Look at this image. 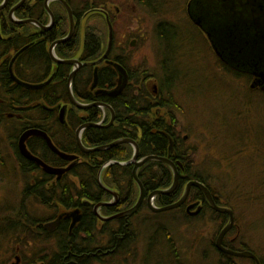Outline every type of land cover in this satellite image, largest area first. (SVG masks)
<instances>
[{
	"label": "trees",
	"instance_id": "obj_1",
	"mask_svg": "<svg viewBox=\"0 0 264 264\" xmlns=\"http://www.w3.org/2000/svg\"><path fill=\"white\" fill-rule=\"evenodd\" d=\"M2 1L3 0H0V4ZM65 1L71 7L77 21L82 18L94 19V15H97V18L101 20H105L101 14L98 15L92 12L93 9L100 8L105 2L100 0ZM198 1L199 5L197 9L207 5L208 10H206L211 15L216 13L223 15V13L227 11L226 9L231 7L229 3L231 1L229 0H225L224 3L219 0ZM18 2L19 0H8L7 7L3 11H0V97L8 111L20 114V117L13 116L12 120H7L8 122H6V125H18L20 127V132L28 128H40L49 133L54 146L59 151L67 154H80L81 159L79 164L70 171L68 176L63 177L62 180L58 182L52 183L54 177L43 174L33 163H30L19 155L16 148L18 134L15 135L12 144L14 146L13 149L19 171L24 176L28 178L30 176L31 178L30 181L25 182L22 188L23 199L18 209L15 212L11 211L6 217H4L5 215L0 217V237L1 239L2 237L10 238L14 241L16 246L20 247L21 264H37L40 262L44 264H73L71 262L74 260L73 257L77 249L89 245L87 239L82 240L80 243H77L79 241L74 239L77 227L72 231L70 236L67 234V228L65 227L59 239L57 241L53 240L54 244H50L48 247V253L51 259L42 258L41 249L35 250V255L32 258L25 255L24 248L27 247L29 242H34L35 245L39 247L43 246L40 237L44 234L42 224L45 220L44 217L38 219L37 217L26 216V210L24 209L26 204H23L24 200L27 198L31 199L34 202L33 205L44 207L46 203L51 202L47 200V198L55 201L57 200L56 197L59 196L65 207H74L82 206V201L84 199L90 201L91 204L98 202L108 196L106 191H128V206L131 207L134 204L137 194L136 192L134 195L132 191H138V187L132 179V165H125V163L131 160L134 151L130 145L121 144L105 151L88 154L80 153L74 134L75 129L89 118H87L86 115H82L83 113H81V116L80 112L70 107L67 111V121H65L64 125L60 124L58 120L60 108L69 103L66 91V78L71 68L68 65L55 64L49 55L50 45L66 36L68 18L66 19L61 5L59 7V4L54 2L49 6V9L54 15L55 23L49 31H42L32 24H16L9 20L8 12ZM146 5L149 4L147 3ZM223 5L224 7H222ZM14 16L17 20H35L44 26L50 21L45 11L44 4L40 0H28L15 12ZM187 23L192 28L191 24L189 22ZM155 29V46L158 48L159 58L162 59V62L165 64V66H161L160 68L161 73L159 77L161 76L163 79L160 97L151 98L144 84H140L132 78L134 81L127 86L120 97L108 100V104L112 107L115 114L113 125L108 128H88L82 135V144L86 148H94L108 145L119 139L127 138L137 143L139 148L138 156L140 158L148 156L165 157L170 146L168 140L172 139L174 144L173 149L178 152V155L182 156L183 159L189 163L194 162L193 157L196 153V148L189 145V135L187 134L188 140L186 141L180 136V133H176L177 128H180L176 113L183 115L185 119L190 115L189 113H187V115L185 113L186 106L183 101V96L186 92L188 93L190 91L191 87L195 88V83L189 85L184 79L181 81L177 78L179 76L178 69L180 65L176 63L174 66L171 46L177 45L179 48L183 47V41H181L179 37L182 33L190 34L193 37L194 35L197 37L199 34L195 30L197 35H193L190 30H185L181 33L180 27H171L166 23L157 25ZM83 35L82 44L78 36H75L68 42L58 44L54 50L56 57L61 60L73 59L79 53H82L83 58L86 59L99 57L104 47L101 32L94 26L87 25L85 26ZM195 37L194 45L196 42L198 43ZM201 40L207 45L202 38ZM207 47L210 49L209 46ZM24 48L25 50L16 58L13 64H10L14 55ZM124 56L123 60L126 61L120 62V64L126 68L127 65L125 64H128L131 55L125 52ZM10 66L15 78L23 83L33 85L41 84L46 82L50 77H53V80L41 90H29L12 81L10 78ZM144 72L146 73V70ZM223 72L225 75L235 76L234 78H242L247 81L244 76L245 74L241 73L239 69L236 70L223 66ZM114 78L115 75L110 73L107 75L106 83L112 86L114 84ZM91 81L90 68H83L73 78L71 85L73 92L77 94L80 85L86 90L91 84ZM203 81L209 84L208 88H210L211 91L213 90L212 92L219 91L216 83L217 81L213 80L209 75L204 77ZM100 83H102L101 80ZM78 96L81 95L77 94V97ZM89 100L90 99H85L86 102H89ZM259 101L260 107L263 106L264 99H259ZM248 107L249 104H244L243 109L246 110ZM158 110L159 112L157 114ZM91 111H96L98 113L97 109ZM236 115L238 116V114ZM2 120H4V117L1 118V121ZM225 123L226 122H224L223 125L230 126L228 125L229 123ZM223 125H218L220 132L222 127H224ZM49 130L53 131L50 132ZM55 131H63V135L59 136ZM176 134L178 136H176ZM261 142L262 147H258L257 150H260L264 155V141L261 140ZM253 145V142L250 143L248 139L244 141L233 139L230 142V146L229 143H225V147H230L233 153L238 150L242 156H246L249 153L248 150L255 149L256 146ZM27 146L32 154L51 166H62L65 163L55 154L53 155L46 143L40 138H29ZM261 152L255 154V158L259 163L262 159ZM262 171H264V169H262ZM168 172V168L162 165V163L152 161L145 163L138 171L137 176L144 191L147 193L159 188L165 189L170 187L172 180ZM191 173L193 174L191 178L186 179V181L181 182L177 186L175 190L177 192L174 198L180 195L179 191H182V186L185 183L196 181L204 185L217 197V206L230 208L234 213L232 205L229 203H222L219 200L216 190L212 186L215 184L211 181L212 178L209 180L204 177L203 170H192ZM209 177L210 176H208V178ZM214 179L216 178L212 180ZM159 181L160 184H158ZM198 193L200 194V191L195 189L191 195L195 197ZM156 204L159 205V201H156ZM145 209L147 211L146 207ZM88 210H91V208L89 207ZM4 212L5 211H2L1 213ZM207 212L219 226L213 234L214 237L212 236L210 241L211 250L219 254L220 258L218 262L220 264H236L234 261L238 258L220 253L214 248L217 234L226 225L228 217H226L223 223L222 217L219 214L211 212L210 209ZM150 215L151 216L148 217L146 221L153 223V218L156 215ZM4 220H6L8 224ZM91 222H96V218L93 215L89 217L88 223ZM234 222L235 229L237 226L236 218H234ZM95 228L94 226L93 228H88L87 236L94 232L96 230ZM31 229H33L32 236H29ZM234 229L227 233L222 245L227 249L238 252L239 250L237 249L241 246L239 247L237 244H233L232 246L227 242V237L233 234ZM170 231V227L159 228L156 224H152L149 230L144 229V233L148 236V243L146 244L148 258L149 252L151 251L153 252L152 255L154 260L156 259L155 256L157 255L159 245L157 241L160 239L161 248L166 247L169 249L168 251L172 253L173 244ZM2 245L3 242L1 240L0 255L3 251ZM250 252L255 254L252 250H250ZM258 259L260 264H264V258ZM167 261V263L162 262L161 264H176L171 260ZM249 262L254 264L252 260Z\"/></svg>",
	"mask_w": 264,
	"mask_h": 264
},
{
	"label": "rangeland",
	"instance_id": "obj_2",
	"mask_svg": "<svg viewBox=\"0 0 264 264\" xmlns=\"http://www.w3.org/2000/svg\"><path fill=\"white\" fill-rule=\"evenodd\" d=\"M188 1L103 0L106 10L109 8L113 14L116 10L119 11V16L112 18L114 23L112 22L111 27L115 41L119 43L124 40L130 44L133 40L137 41L133 46L127 47L132 54L133 63L130 65H134L140 71L148 69V74H160L154 52L155 28L159 23L180 27L181 33L190 30L193 35H197L187 23L189 22L186 10ZM147 3L149 5H146ZM62 11L67 19L68 16L63 7ZM97 17L94 15V19H83L77 31L79 37L82 38L85 26H94L101 32L104 48H106L108 44L107 22ZM68 32L69 21L67 19L66 33ZM179 37L183 41V47L171 46L174 66L176 63L180 65L177 78L181 81L184 79L189 85L195 83V88L191 87L190 91L183 96L186 106L185 113L186 115L189 113V117L185 119L183 115L176 113V118L180 123V135L183 137L188 134L189 145L196 148L193 157L195 170H203V176L209 180L216 178L211 181L215 183L212 186L219 200L232 205L237 225L232 236L238 232V241L254 251L258 258L263 259L264 171L262 169H264V155L257 148H261V140L264 141V104L260 107L259 101L264 98L250 91L245 79L225 75L223 67L217 61L211 48L209 49L203 43L199 35L197 37L194 35L198 40L195 45L192 35L182 33ZM208 75L217 81L219 91L212 92L213 90L208 88L209 84L203 81ZM2 101L0 97V217L3 215L6 217L11 211L15 212L18 209L23 199L22 188L26 181H30V177L24 176L19 171L12 146V138L16 134L17 125H6V122L13 119V114L8 111ZM244 104H249L248 109H243ZM2 117L4 120L1 121ZM224 122L229 123L230 126L223 125ZM218 125L224 126L221 132ZM233 139L238 141L248 139L256 148L248 150L249 153L246 156H242L238 150L233 153L230 147H225V143H229L230 146ZM257 152H261L260 163L255 158ZM33 203L31 199L24 200L26 216L38 219L49 216V213L43 209L44 207L35 206ZM2 211L5 212L1 213ZM148 217L150 216L146 214L143 229L149 230L152 224L155 225L157 222L169 225L173 251L170 253L168 248H161L160 239L157 241L159 245L156 259L154 260L151 251L148 258L146 252L148 236L142 233V242L135 250V259L130 260L132 264H161L162 262L167 263V260L176 264H220L219 254L210 247L212 236L219 226L209 214L188 222L184 219L182 222V219H178L175 215V221L172 223L170 221L173 219L170 215H157L153 218V223L146 221ZM1 240L3 251L0 255V264H12L14 253H20V247L16 246L10 238L2 237L1 239L0 237ZM35 247L41 249L39 246ZM121 260L122 258L118 259L114 264H120ZM234 263L251 264L247 259H236Z\"/></svg>",
	"mask_w": 264,
	"mask_h": 264
},
{
	"label": "flooded vegetation",
	"instance_id": "obj_3",
	"mask_svg": "<svg viewBox=\"0 0 264 264\" xmlns=\"http://www.w3.org/2000/svg\"><path fill=\"white\" fill-rule=\"evenodd\" d=\"M20 1L21 0H19V2ZM27 1L28 0H25L24 3H26ZM40 1H42L44 4L43 0H40ZM100 1L103 2V0H100ZM54 2H56V1H51L49 6ZM24 3L19 8H21L24 5ZM188 5H190V6L188 7ZM198 5H199L198 0H189L188 1V4L186 6L188 21L191 24L193 30H195L201 36V38L204 40V42L207 44V46H209L211 48L212 52L214 53V51L210 45V42L206 36V32H207L206 26L208 25V17L205 14V12H206V9L208 10L207 5H205L203 7V10H202V12H203V14L201 15L203 18V20H201L202 21L201 22L202 27H198L197 25H195L193 23L194 20H198V17L196 16ZM70 9H71V7H70ZM71 11H72V9H71ZM92 12L101 14L103 16V18L105 19L104 22L105 23L107 22V27H108V22L110 23L111 26H112V22L114 23V20L112 19L113 17L115 18V17L119 16L118 10H116L115 11L116 13L113 14V12L109 8L106 10V7L104 5H101L100 8H98V9H93ZM72 14H73V11H72ZM14 15H15V13H14ZM83 19H85V18H82V19L77 21L75 18V15L73 14V20L75 23V31H74V34L72 35V37L69 40H67L66 42L72 40V38H74L75 36H78V38L82 44L84 35L82 36V38H80L77 30H78L80 22ZM68 21H69V19H68ZM160 24L161 23H159V25ZM69 29H70V26H69ZM112 34H113L112 45H111V48H110V50L107 53L105 58H104V56L106 54L107 47L106 48L103 47L102 54L99 57H96L94 59L83 58L82 53H79L73 59H65V60H76L82 64H85L77 70L76 74L79 73L83 68H90V73H91V78H92L91 84L87 87L86 90L83 88V86L80 85V87L77 90V94H80L81 96H78V97H77V94H75L72 90L74 97L77 98V101L82 103V104H93V103L103 104V105L109 106L112 110V107L108 104V100L120 97L123 94V92L125 91V89L127 88L126 87L123 90V92L116 97L109 96L113 92V90L117 87L119 72L114 67V64H118L123 69H125V71L128 75L127 86L135 80L140 84H144V87L147 90V93L151 98H159L160 94H161V86H162L161 84L163 81L161 76L159 77L160 74H157V73L156 74H148L147 73L148 69L142 68L143 70L140 71L137 68H135L134 65H130V63H133V60H132L131 51H129L127 47L133 46V44L136 43L137 41L133 40L132 43L130 44V43L125 42L123 40V41H120L118 43L117 41H115L116 39H114L113 29H112ZM67 35L68 34H66V36L64 38H66ZM64 38H62V39H64ZM108 39H109V33H108ZM139 39L141 40L142 36ZM107 46H108V44H107ZM125 52H126V54L130 53V55H131L130 61L128 62V64H125V65H127L126 68L122 64H120V62L126 61V60H123L125 57L124 56ZM154 52H155V57H156V64H157V67L159 68V71H160L161 66H165V64L162 62V59L159 58L158 48H156V46H155ZM54 54H55V51H54ZM214 55H215V53H214ZM215 57L222 67L226 66V67H230V68H234V69H239V71L241 73L245 74L244 76L248 81V89L250 91H252L255 95L262 96L260 98H264V83L262 82V79L260 78L259 73L254 71L252 66H250V67L245 66V64H243L242 61H240L239 59H233V61H232L230 59H226L225 57H224V59H220L216 55H215ZM172 59L174 61L173 55H172ZM249 60H250L251 65L254 63H257V62H259V63L263 62L261 64V66H264V55L263 56L254 55V56H251L249 58ZM68 66L71 68V71L69 72V75H70V73L73 70V66H70V65H68ZM145 70H146V73L144 72ZM110 73H113L115 75L114 84L112 86L106 83L107 82V75H109ZM100 74H102V75H100ZM69 75H68V77H69ZM75 75H74V77H75ZM68 77L66 78V83H67ZM95 78H96V85L93 88ZM132 78L134 80H132ZM100 80L102 81V83H100ZM72 81H73V79H72ZM150 85H151V87H150ZM85 99H90V100H89V102H86ZM65 106L67 107V110L65 113V121H67V117H68L67 111L70 107L73 108L74 110L80 112V115H81V113H83L82 115H86L87 118H89L88 120L83 121L82 124H80L75 129V133H74L75 137H76V131L78 130V128H80L83 125L89 124V123L98 124L102 128H108L111 125H113V124H111L108 127H104L110 123L111 113L107 108H105L103 106L98 105L97 107H91V108L85 109L83 112L80 109H77L74 106H72L70 104V102ZM94 109H97L98 113L96 111H91ZM158 112H159V110L157 111V114H158ZM12 114H13V116L20 117V114H18V113L13 112ZM9 117H11V116H9ZM114 119H115V114H114ZM28 129H39V130L43 131L40 128H28ZM28 129H26V130H28ZM87 129L88 128H85L82 131L81 142H82V135H83L84 131ZM16 130L20 131V127L18 125H17ZM26 130L21 131V135ZM49 131L52 132L53 130H49ZM43 132H45V131H43ZM45 133L47 134V136L51 140L49 133H47V132H45ZM55 133L59 136L63 135V131H55ZM176 133H180L179 127L177 128ZM20 136H18V138ZM176 136H178V135L176 134ZM18 138L16 141V148H17ZM33 138H38V137H33ZM182 138L187 141L188 135L183 136ZM28 140L26 142V146L28 145ZM168 142L170 143V146H169V149H168L166 156L164 158L168 159L175 166L176 171L178 172V185H179L181 182L186 181V179L191 178L193 176V174L191 172H192V170L196 169V166H195L194 162L189 163V162L185 161L182 156L178 155V152L173 149L174 144H173L172 139H169ZM12 146H13V144H12ZM27 148H28V146H27ZM138 150H139V148H138ZM17 151H18V149H17ZM51 153L54 155L53 152H51ZM80 153H81V150H80ZM64 154H67V153H64ZM67 155L76 156L77 159L75 161H72V162L65 161V160L61 159L62 161L65 162L62 166H51L42 160L45 164L49 165L52 168H57V169L70 168V170L68 172H66L65 174H63L60 178H58V176H56V175H53V176L51 175L52 177H54V181L52 183L58 182V181L62 180L63 177L68 176L70 174V171H72V169L75 168L77 164H79L80 159H81L80 154H67ZM141 159L142 158H140L138 156V159L136 160V162H134V161H132V162L128 161L127 162V163H129L128 165H132V173H133V169L135 167V164L138 161H140ZM30 163H33V162H30ZM33 164L36 167H38L43 174L48 175L42 171L41 167H39L35 163H33ZM144 165H142L140 168H138L137 173ZM162 165H164L165 167L168 168V170H169L168 175L173 182L172 169L165 164H162ZM137 178H138V176H137ZM132 179L135 182V180L133 178V174H132ZM187 183H185L182 186V191H179L180 195L177 198H174V195L177 191H173L167 195H157L154 199V202H153L154 206L156 208H164V207L172 206V205L176 204L177 202H179L180 199L183 197L184 189H185V186ZM158 184H160V181L158 182ZM169 188L170 187L165 188V189L159 188L157 190H167ZM195 189H197V188H191L190 189L187 198L178 208L168 210L165 212H161V213H154V212L150 211L146 205V199H147L148 195L153 193V192H156L157 190L152 191V192H147V193L144 191V199H143L142 204L140 205L138 210L131 216H123V214H125L130 209H132L134 207V205L136 204V202L138 201L139 194H140L139 189H138V191H132V193L134 192L133 193L134 195L136 194V192H137V194H136V199L134 200V204L131 207L128 206V204H129L128 203V197H129L128 191L127 192L126 191H106L108 196L104 197L102 200H100L98 202H94L95 204L94 203L91 204L90 201L84 199L82 201V206H74V207H65L62 204L63 202H62L61 198H59V196L56 197L57 200H55V201L51 200L50 198H47V200H49L51 202L46 203L44 205V210L47 213H49V216L44 217L45 221L42 224V229H43L44 234L42 235V237H40L42 239V245H43V246H40L41 252H42L41 256H42V258L51 259V256L48 253V250H49L48 247L50 244H54L53 240L57 241L59 239V237L61 236V233L64 232L65 227L67 228V234L69 236L72 234V231L77 227V229H76L77 232H76V236L74 239L79 241L77 243H80L82 240L87 239V243H89V245H87L84 248L77 249V252L73 257L74 260L71 263H73V264H114L115 261H118V259L122 258L120 264H132L130 260L135 259V252H136L135 250H136L137 246L140 245L142 242V233H144L143 226L145 223L146 214L149 216H151L150 214H155L156 216L157 215L160 216L161 214L170 215L173 219L172 221H170L172 223L173 221H175L174 220L175 215H177L178 219L179 218L182 219V222L184 220L188 222L191 219H199V218L206 216L208 214L207 211L209 209L211 212H214L211 209V207L209 206V204H208L204 194L201 192V190L198 189L200 191V194L198 193L197 196L193 197L191 195L193 193V191H195ZM211 195H212V198H213L215 204L217 205V197L213 193H211ZM156 201H159V205L156 204ZM89 207L91 208V210H88ZM145 207L147 208V211H146ZM197 210H199V212L196 213ZM75 211H78L80 218H79V221L74 226H72L73 219L71 217V214ZM92 215L96 218V222L95 223H92V222L88 223L89 217H91ZM120 215H122V216H120ZM117 216H119V218H115ZM220 216L222 217L221 219L224 223L227 216L226 215H220ZM56 221H58V224L55 228H53L52 230H48L46 228L47 225H50ZM156 225L159 228L169 227V225H166V224L160 223V222H157ZM93 226L96 227L95 228L96 230L94 232H92L89 236H87L88 228H93ZM234 226H235V222H234ZM234 226L232 227V229H234ZM32 231H33V229L30 230L29 236H32ZM49 234H50V236H49ZM225 236H224V238H225ZM224 238H223V240H224ZM51 240H52V242H51ZM227 242L229 245H232V246H233V244L234 245L238 244L239 246H241V248L237 249V250H239L238 252H241V251L250 252V250L246 249L244 244H241L238 241V232L234 236L231 235V236L227 237ZM35 246L36 245L34 242L33 243L29 242L27 247L24 248V250L26 252L25 255L27 257L32 258L35 255L34 251L37 249H40V248H37ZM44 252H46V253H44ZM13 258H14V260L16 258H19L20 264H21V257H20L19 252L14 253ZM247 260H249V259H247ZM160 263H161V261H160ZM37 264H44V263L40 262Z\"/></svg>",
	"mask_w": 264,
	"mask_h": 264
},
{
	"label": "water",
	"instance_id": "obj_4",
	"mask_svg": "<svg viewBox=\"0 0 264 264\" xmlns=\"http://www.w3.org/2000/svg\"><path fill=\"white\" fill-rule=\"evenodd\" d=\"M24 1L25 0H21L17 5H15L9 11L8 13L9 20L16 24H32L38 27L42 31H49L54 26L55 18L49 9V4L51 1L58 2L65 9L68 19H69V26H70L69 33L66 38L57 40L50 45L49 55L52 61L57 65L65 64V65L73 66V70L67 79V85H66L67 97L69 99L70 104L80 110H85L91 107H97L98 105L103 106L107 108L111 113L110 123L104 127H108L111 124H113L114 113L109 106H106L103 104H96V103L82 104L78 102L73 95L72 86H71L72 79L74 75L76 74L77 70L85 64H82L76 60H60L54 54L55 47L58 44L64 43L67 40H69L75 31V23L73 20V14L68 4L64 0H43L45 11L47 12L49 16V20H50L49 23L46 26H44L35 20H17L14 17L15 11L24 3ZM219 1L222 3L225 2V0H219ZM229 1H231L229 2L231 4V7L227 8L226 9L227 11L223 13V15H220L217 13L214 15H211L206 10L205 14L208 17V25L206 26L207 27L206 36L210 42V45L215 55L218 58L224 59L225 57L226 59H230L232 61L233 59H239L240 61H242L243 64H245V66H248V67L252 66L253 70L259 73V76L262 79V82L264 83V66H261L263 62L262 63L257 62L251 65L250 60H249L251 56H254V55L263 56L264 55V0H229ZM7 3H8V0H3V2L0 4V11L4 10L7 7ZM189 6L190 5H188V7ZM222 7H224V5ZM202 10H203V7H201L200 9H197L196 16L198 17V20H194L193 22L198 27H202V23H201L202 22L201 20H203L201 16L203 14ZM108 30H109L108 31L109 39H108V46H107V50H106V54L104 58L106 57L107 53L109 52L111 48L112 39H113L112 27L109 22H108ZM24 50L25 48L20 50L13 57L11 64H13L16 58ZM114 67L119 72V78L117 82V87L109 95L111 97H116L120 95L123 92V90L127 87V84H128V75L125 69H123L118 64H114ZM10 75H11V79L13 82L29 90H41L44 87H46L48 84H50L53 80V77H50L46 82L41 83V84H35V85L20 82L18 79L15 78L11 66H10ZM95 85H96V78L94 80L93 88L95 87ZM66 110H67V107L63 106L59 111L58 120L61 124L65 123ZM90 127L100 128L98 124L89 123V124L81 126L76 131V142L81 152L88 154L92 152L105 151V150L111 149L121 144H128L133 147L134 155H133L132 161L136 162V160L138 159L139 150H138L137 144L131 139L123 138V139L116 140L108 145L98 146L94 148L84 147L81 142V134L85 128H90ZM31 137H38L44 140V142L46 143L50 151L53 152L55 155H57L62 160L72 162L77 159L76 156H72V155L69 156L67 154L60 152L54 146V144L52 143L50 138L47 136V134L39 129H28L18 138L17 149L21 157L41 167L44 173L48 175H52V176L56 175L58 176V178H60L63 174H65L66 172L70 170V168H67V169L52 168L49 165L45 164L41 159L34 156L28 150L26 146L27 140ZM152 161L159 162V163L169 166L173 172V182L169 189L157 190L156 192H153L148 195L146 199V205L150 211L154 213H161V212H165L168 210L178 208L187 198L190 189L197 188L201 190V192L204 194L209 206L215 213L219 215H226L228 217V222L219 231L215 239L214 246L216 250L220 253H223L225 255H228L234 258L250 259L254 262V264H260L258 258L251 252H248V251L237 252V251H232L230 249L223 247L222 242H223L224 236L234 226V213L229 208L217 206L212 198L210 191L201 183L196 182V181L188 182L185 186L183 197L180 199L179 202H177L176 204L172 206L164 207V208H156L154 206L153 202L157 195L170 194L171 192L176 190L177 185H178V172L176 171L175 166L168 159L164 157L148 156V157L142 158L140 161H138L135 164L132 174H133V178L140 191L139 199L134 205V207L130 209L128 212H126L125 214H123V216L133 215L138 210L140 205L142 204L143 199H144V188L137 178V170L145 163L152 162ZM197 212H199V210H197L196 213ZM71 217L73 219L72 226H74L79 221V218H80L78 211L73 212L71 214ZM115 218H119V216ZM57 224H58V221L50 225H47L46 228L48 230H52L53 228L57 226ZM12 264H20L19 258H16Z\"/></svg>",
	"mask_w": 264,
	"mask_h": 264
},
{
	"label": "bare ground",
	"instance_id": "obj_5",
	"mask_svg": "<svg viewBox=\"0 0 264 264\" xmlns=\"http://www.w3.org/2000/svg\"><path fill=\"white\" fill-rule=\"evenodd\" d=\"M67 99H68V97H67ZM75 99L77 100V98H75ZM68 102H69V99H68ZM81 111L83 112L84 110H81ZM15 132H16V134H15V135H17V134H18V136H20V135H21V132H20V131H18V130H16V129H15ZM15 135H14V136H15ZM14 136H13V137H14ZM12 139H13V138H12ZM33 155H34V154H33ZM34 156H35V155H34ZM36 157H37V156H36ZM38 158H39V157H38ZM39 159H40V158H39ZM4 221H5V222L8 224V222H7L6 220H4Z\"/></svg>",
	"mask_w": 264,
	"mask_h": 264
}]
</instances>
